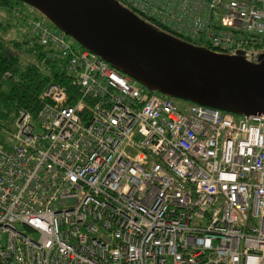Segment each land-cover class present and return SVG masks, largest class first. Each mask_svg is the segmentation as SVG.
<instances>
[{"label": "built area", "instance_id": "2783aa9c", "mask_svg": "<svg viewBox=\"0 0 264 264\" xmlns=\"http://www.w3.org/2000/svg\"><path fill=\"white\" fill-rule=\"evenodd\" d=\"M109 1L217 54L264 38V0ZM24 16L74 89L0 124V264H264V114L177 103Z\"/></svg>", "mask_w": 264, "mask_h": 264}, {"label": "water", "instance_id": "95a60500", "mask_svg": "<svg viewBox=\"0 0 264 264\" xmlns=\"http://www.w3.org/2000/svg\"><path fill=\"white\" fill-rule=\"evenodd\" d=\"M24 1L148 88L237 114H264V63L183 42L119 9L114 1Z\"/></svg>", "mask_w": 264, "mask_h": 264}, {"label": "trees", "instance_id": "16d2710c", "mask_svg": "<svg viewBox=\"0 0 264 264\" xmlns=\"http://www.w3.org/2000/svg\"><path fill=\"white\" fill-rule=\"evenodd\" d=\"M21 2L25 1L0 0V9L10 14V18L0 20V124L8 127L12 125L21 108L36 115L40 106L39 95L49 84L57 83L65 86L71 98L74 89L72 76L65 61L58 57H48L47 50L33 35L31 26L24 16L26 13L19 7ZM13 12L16 17L11 15ZM22 25H25L24 30L16 33L21 30ZM159 31L206 51L221 49L220 46H214L203 38L192 40L169 30ZM244 49H259L261 52L264 50V38H259L258 41H253L242 48L233 49L232 54L242 60L239 56ZM242 58L246 62H252L249 59L255 58L256 64L264 63L262 52L256 56H242ZM157 92L165 95L159 90Z\"/></svg>", "mask_w": 264, "mask_h": 264}, {"label": "rangeland", "instance_id": "374dc122", "mask_svg": "<svg viewBox=\"0 0 264 264\" xmlns=\"http://www.w3.org/2000/svg\"><path fill=\"white\" fill-rule=\"evenodd\" d=\"M114 3L116 6H118L119 9L128 11V9L124 5L120 4L119 2L115 1ZM19 7L22 8V10L25 13L26 12L32 13V14L38 15L39 17H41L43 19L50 20V22L52 23L54 28L59 27L51 17H49L48 15H46L45 13H43L42 11H40L38 8L34 7L33 5L28 4L27 2H21V3H19ZM11 15L13 17H16V14L14 12ZM7 18H10V14L8 15L7 12H4V10L0 9V20H5ZM24 26L21 28V30L16 31V33L19 31H23L25 28ZM69 37H70V41L73 44V46L75 48L79 49L81 47V44L74 37H72L70 35H69ZM261 52L264 54V50H262ZM261 52L259 51V49H248V50L244 49L241 51V55L239 57L245 61V59L242 58V56L243 57L244 56H256V55L260 54ZM249 60H252V63H256V61H257V59H255V58L254 59L252 58ZM179 101H180V98H176V102L178 103Z\"/></svg>", "mask_w": 264, "mask_h": 264}]
</instances>
